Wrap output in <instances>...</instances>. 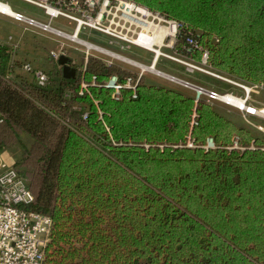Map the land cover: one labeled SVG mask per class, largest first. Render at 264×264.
Segmentation results:
<instances>
[{
	"label": "trees",
	"instance_id": "16d2710c",
	"mask_svg": "<svg viewBox=\"0 0 264 264\" xmlns=\"http://www.w3.org/2000/svg\"><path fill=\"white\" fill-rule=\"evenodd\" d=\"M127 1L181 24L179 54L207 52L213 70L264 88V0ZM12 51L0 44V150L33 140L15 165L32 176L30 209L53 220L47 264H264V140L252 129L144 77L136 98L116 99L110 78L137 74L97 58L41 87ZM210 138L218 148H201Z\"/></svg>",
	"mask_w": 264,
	"mask_h": 264
},
{
	"label": "built area",
	"instance_id": "2783aa9c",
	"mask_svg": "<svg viewBox=\"0 0 264 264\" xmlns=\"http://www.w3.org/2000/svg\"><path fill=\"white\" fill-rule=\"evenodd\" d=\"M30 5L41 9L48 18V23L40 22L34 18L28 17L20 12L13 11L9 4L4 0H0V15L12 18L16 22L25 23L29 26L43 30L44 32L52 33L58 37L65 38L72 42H77L83 29L88 28L97 31L103 35L113 38L117 41L127 44L128 46L139 47L148 50V46L152 45L147 41V45L137 43L140 41V34L146 33L150 35V31L145 29L148 21L142 20V14L138 11V4L127 0H21ZM131 10L126 12L128 6ZM4 8H8L11 14H5ZM147 9V8H146ZM150 17L153 18V23L157 19L159 23H165L167 26L174 24L176 27L177 38L178 32L182 27L181 24L170 21L160 14L156 13L160 18L154 17V14L148 10ZM59 18H64L70 23L75 24L73 33L67 34L53 27V22ZM169 39V38H168ZM143 41V40H142ZM167 39H165V42ZM85 42V41H84ZM78 43V42H77ZM87 43V42H86ZM190 48L188 51L198 49V44L193 39L188 40ZM174 45V44H172ZM96 46V45H94ZM86 47V46H85ZM98 47V46H96ZM87 48V47H86ZM100 48V47H98ZM88 49V48H87ZM102 49V48H100ZM91 50L88 49V54ZM109 52L105 49H102ZM100 52L98 50H95ZM105 54L104 52H100ZM109 54H112L109 52ZM108 55V54H107ZM155 56L167 58L175 63L185 67L188 73L199 72L204 75L215 78L240 88L243 91V96H237L233 92L220 93L216 90L207 89L205 87L186 82L176 77L169 76L167 78L173 82L179 83L184 87L193 90L195 93V102L198 103L205 100L207 103L214 102L222 103L226 106H233V99L244 101L246 107H254L238 109L240 112L253 117H260L264 120V106L255 107L252 105V97L258 93L261 86L250 85L245 82L234 81L231 77L221 74L213 70L208 65V53L205 52L201 62H194L187 57L177 56ZM52 56H60V54L52 53ZM155 61V59H153ZM153 61V62H154ZM156 65V64H155ZM148 66H142L136 78L129 77L122 85L118 83V77L112 76L106 87L114 91V97L118 99L122 89L131 90L136 98L137 87L145 72L148 71ZM23 71L32 74L35 83L38 86H46L49 83V76L46 72L32 67L30 64H24ZM161 73V72H160ZM158 71V75L160 74ZM96 84V78H93V85ZM89 85L85 82L81 83V92L88 90ZM196 116L194 115V118ZM87 115H84V119ZM3 124V118L0 114V126ZM196 125V122H193ZM258 130L263 131L258 127ZM188 148H198L190 139L187 143ZM205 150H215L218 147L210 138L205 146H201ZM240 149L235 142L231 149ZM35 197L30 189L28 179L22 174L21 170L16 165L6 163L0 164V264H47V247L50 243L51 232L53 228V220L50 215L33 211L30 207L34 204Z\"/></svg>",
	"mask_w": 264,
	"mask_h": 264
},
{
	"label": "rangeland",
	"instance_id": "374dc122",
	"mask_svg": "<svg viewBox=\"0 0 264 264\" xmlns=\"http://www.w3.org/2000/svg\"><path fill=\"white\" fill-rule=\"evenodd\" d=\"M9 4L11 9L16 12H20L28 17L34 18L36 20H39L41 22H48V18L45 16L44 12L26 2H23L21 0H4ZM130 2V1H129ZM140 6V5H139ZM142 7V6H140ZM144 8V7H143ZM151 12V11H150ZM154 14V17L160 18L155 12H152ZM0 19H2L1 23H4L3 20H9L8 18L1 16ZM150 21H153V18L150 17ZM155 23L157 25L167 26L165 23H159V21L156 19ZM53 26L57 28H62L63 30L73 33V30L75 28L74 23H70L68 20L64 18H59L55 20L52 24ZM159 27V26H157ZM0 32L2 33L3 37H6L9 31H6L4 28L0 26ZM179 33V32H178ZM143 36L145 33L142 34ZM56 39V37H54ZM59 42H64L65 47L61 49L60 56L62 54L66 55L71 60L72 68L76 69V76L82 71L86 69V66L88 64V60L91 58H97L102 60L103 62L115 65L116 67H121L125 70H128L132 73L139 74L140 68L142 66H150L152 63V60L154 59V53L146 51L144 49H141L139 47H132L128 46L125 43H122L120 41H117L113 38H110L106 35H103L97 31L85 28L81 32L79 36V40L86 41L89 46H86L87 48L90 47H100L102 49H105L109 51L112 54H109V52L104 51L105 54L97 52L95 50H91L88 52V49L77 42H72L70 40L58 37L57 39ZM56 40V41H57ZM112 42L109 44V42ZM170 39H167L165 42V46L162 48V52L166 54L167 56H177V57H184V55L179 54L176 49L175 45L178 41V35L176 40L174 41V45H169ZM119 43L122 45V48L117 44ZM96 45V46H94ZM96 47V48H98ZM58 49L56 45H50L49 49ZM34 50V51H33ZM118 51L120 56H116L114 53L115 51ZM38 53V50L36 49V44L33 42H24L22 44V47L13 50L11 52L12 61L14 65L16 66V73L21 75L22 78H27L28 81H33V78L30 74L25 73L22 70V66L24 64H30L32 67L36 69H40L50 76L56 75V74H62L63 75V68L58 64V59L60 56H51L49 52H47V56H42L36 54ZM57 54V53H56ZM108 54V55H107ZM185 58V57H184ZM159 63L156 65L155 70L156 71H150L145 72L144 78L145 81L150 85L155 86H164L167 88L176 89L178 91H182L185 94H191L194 95V91L190 90L183 85L173 82L169 79H167L165 76H173L177 79H184L186 82H190L195 85H199L202 87H205L207 89L216 90L220 93L225 92H233L237 96H243V91L240 88H237L234 85H231L229 83L219 81L215 78H212L210 76L204 75L199 72L195 73H188L184 66L175 63L167 58L161 57L158 61ZM163 71L165 73H160V71ZM162 74L158 75L157 73ZM235 82L239 81L235 78H231ZM183 80V81H184ZM241 82V81H240ZM253 98L256 100H260L261 102H264V88H259L258 93L253 95L251 103H253ZM212 107L220 114L224 115L225 117L229 118L230 120L234 121L238 125L246 126L252 130L255 131V135L264 140V128L260 125H257L255 123L254 119H261L260 117H253L248 116L242 112H240L238 109L226 106L219 102H214L211 104ZM255 106H258L257 104H254ZM250 117H253L252 119ZM264 125V122L262 123ZM260 127L263 129V131L258 130L257 128ZM33 143V140L28 135H22V144L17 145H11L9 147H3L0 150V164L6 163L9 165H15L18 163L23 155L24 147L29 148L31 147V144ZM17 166V165H16ZM18 169L21 170L22 174L28 179L29 186L32 180V176L30 173H28L26 170L27 166L24 165H18Z\"/></svg>",
	"mask_w": 264,
	"mask_h": 264
},
{
	"label": "crops",
	"instance_id": "0c3cea01",
	"mask_svg": "<svg viewBox=\"0 0 264 264\" xmlns=\"http://www.w3.org/2000/svg\"><path fill=\"white\" fill-rule=\"evenodd\" d=\"M1 16H4V15H1ZM4 17L8 18L9 20H3L4 23H1L2 19H0V26L2 28H4L6 31H9V33L7 34L6 37H3L2 33L0 32V44L10 46L12 48V50H16V49L22 47V44H24L25 41L31 42V43L34 42L36 44V49L38 50V53L36 54V56H38V55L47 56V52H49L50 55L52 56V53H54V54L57 53L58 55L61 54L60 53L61 49L66 46L64 42H59L57 40L58 36H56L52 33L44 32L43 30L29 26L25 23L16 22L10 17H7V16H4ZM43 23H48V22H43ZM53 27L60 30V31H63L67 34H71L70 32L63 30L62 28H57L55 26H53ZM54 37H56V39ZM110 43H112V42L110 41L109 44ZM52 44L56 45L58 47V49H51V48L49 49V46ZM117 44L120 46V48H122V45H120L119 43H117ZM114 54L116 56H120V54L117 50L115 51ZM160 72L165 73L163 71H160ZM180 80H184V79L180 78ZM184 81H186V80H184ZM254 104H257L258 106H255ZM252 105L255 107H261V106H264V102H261L260 100H256L253 98ZM250 118L252 119L253 117H250ZM254 120H255V123L257 125H260L264 128V125L262 124L264 122L263 119H254ZM254 133H255V131H254Z\"/></svg>",
	"mask_w": 264,
	"mask_h": 264
},
{
	"label": "bare ground",
	"instance_id": "6f19581e",
	"mask_svg": "<svg viewBox=\"0 0 264 264\" xmlns=\"http://www.w3.org/2000/svg\"><path fill=\"white\" fill-rule=\"evenodd\" d=\"M131 7L130 5L128 6V8L126 9V12H129L131 10ZM138 11L141 12L142 14V20L145 22V21H148L149 23L147 24L146 28L145 29H148L151 33L150 35L146 34L143 36L142 34H140V41H138L137 43L140 42V44L142 45H147V41H150V43H152V45L148 46V50H150V52L154 53V59H155V56H165L164 53L162 52V48L165 46V39H170L169 41V45L172 46V44L174 43V36L176 35V27L174 24H170L169 26H162V25H157L156 23H153L151 21L148 20V17L150 16V14L148 13L147 9L146 8H143V7H138ZM3 12L5 14H11V11L10 9L8 8H4ZM159 26V27H157ZM143 40V41H142ZM79 44L81 45H86V46H89L87 45L88 43L84 42V41H81L79 40V38H77L76 40ZM88 49H96L100 52H104L102 50H100L99 48H90L88 47ZM147 51V50H146ZM160 58L157 59L156 61V64L158 63ZM154 60H152V63L151 65L149 66L148 68V71H156L155 68H156V65L154 66ZM238 88V87H237ZM233 102V106L237 107L238 109H244L246 110L247 108H251L252 110L250 112H254L253 111V107H246L244 105V101L243 100H240V99H233L232 100Z\"/></svg>",
	"mask_w": 264,
	"mask_h": 264
},
{
	"label": "water",
	"instance_id": "95a60500",
	"mask_svg": "<svg viewBox=\"0 0 264 264\" xmlns=\"http://www.w3.org/2000/svg\"><path fill=\"white\" fill-rule=\"evenodd\" d=\"M157 57L154 61V66L156 64ZM58 64L63 68V77L65 79H74L76 77V69L72 68L71 60L66 55L62 54L58 59ZM166 78H170L168 76H165Z\"/></svg>",
	"mask_w": 264,
	"mask_h": 264
}]
</instances>
